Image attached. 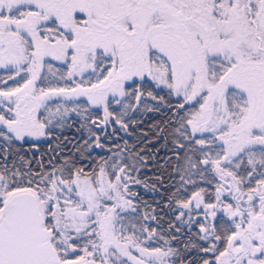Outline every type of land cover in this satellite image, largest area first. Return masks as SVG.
Masks as SVG:
<instances>
[{"label":"snow or ice","instance_id":"snow-or-ice-1","mask_svg":"<svg viewBox=\"0 0 264 264\" xmlns=\"http://www.w3.org/2000/svg\"><path fill=\"white\" fill-rule=\"evenodd\" d=\"M0 264H264V0H0Z\"/></svg>","mask_w":264,"mask_h":264}]
</instances>
